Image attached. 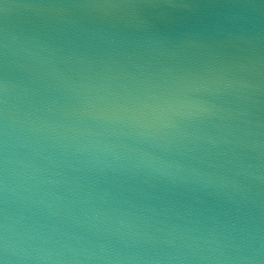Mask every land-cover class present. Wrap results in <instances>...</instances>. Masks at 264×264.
I'll return each instance as SVG.
<instances>
[{
  "label": "water",
  "instance_id": "1",
  "mask_svg": "<svg viewBox=\"0 0 264 264\" xmlns=\"http://www.w3.org/2000/svg\"><path fill=\"white\" fill-rule=\"evenodd\" d=\"M4 264H264V0H0Z\"/></svg>",
  "mask_w": 264,
  "mask_h": 264
},
{
  "label": "clouds",
  "instance_id": "2",
  "mask_svg": "<svg viewBox=\"0 0 264 264\" xmlns=\"http://www.w3.org/2000/svg\"><path fill=\"white\" fill-rule=\"evenodd\" d=\"M0 264H4V261L3 260H0Z\"/></svg>",
  "mask_w": 264,
  "mask_h": 264
}]
</instances>
